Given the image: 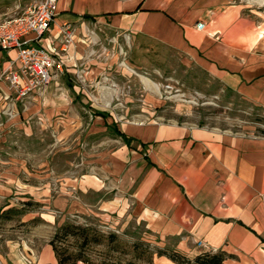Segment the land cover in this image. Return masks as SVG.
Masks as SVG:
<instances>
[{
    "label": "crops",
    "instance_id": "crops-1",
    "mask_svg": "<svg viewBox=\"0 0 264 264\" xmlns=\"http://www.w3.org/2000/svg\"><path fill=\"white\" fill-rule=\"evenodd\" d=\"M28 1L0 0V24L20 16ZM258 3L58 0L49 31L34 43L59 46L60 28L74 30L72 45L56 58L51 81L20 98L0 79V264H58L50 244L55 231L90 217L116 232L144 229L160 251L189 260L223 252L225 264H264V132L122 122L90 104V127L98 135L90 172L55 184L48 164L30 171L6 145L16 136L12 126L31 138L35 126L47 125L49 118L36 120L33 113L60 79L75 95L72 102L85 94L86 75L97 71L91 65L101 56L92 55L94 45L102 36L123 40L134 66H147L148 54L159 60L163 50L172 52L186 67L264 111V23L253 8ZM199 23L202 31L196 29ZM15 59L14 50L0 51V77L16 69ZM20 105L31 110L21 112L22 119L15 117ZM153 264L177 263L155 256Z\"/></svg>",
    "mask_w": 264,
    "mask_h": 264
},
{
    "label": "rangeland",
    "instance_id": "rangeland-1",
    "mask_svg": "<svg viewBox=\"0 0 264 264\" xmlns=\"http://www.w3.org/2000/svg\"><path fill=\"white\" fill-rule=\"evenodd\" d=\"M253 8L258 11L259 23H264V0ZM99 43L94 45L96 52L92 54H101L96 59L99 66L92 64L97 71L83 77L82 97L72 102L75 95L66 91L60 79L53 85L51 98L45 100L46 94L41 96L40 107L33 113L36 120L39 116L49 118L47 125L35 126L31 138H26L19 126L11 127L16 136H9L6 145L15 150L16 159L26 163L28 170L40 171L42 163L48 164L54 184L61 177L90 172L92 154L98 149L97 130H91L87 111L90 104L96 111L110 113L122 122L140 119L231 133L264 132L263 109L221 89L218 81L201 70L186 67L174 53L163 50L159 60L148 54L147 66H132L126 52L129 47L123 40L111 42L102 36ZM28 111L31 110L20 105L15 117ZM77 120L81 124H76ZM105 143L106 140L101 147ZM91 218L79 222L72 219L53 234L54 252L64 264H153L155 256L166 257L145 237L144 229L116 232ZM65 225L70 227L66 233L61 230Z\"/></svg>",
    "mask_w": 264,
    "mask_h": 264
},
{
    "label": "built area",
    "instance_id": "built-area-1",
    "mask_svg": "<svg viewBox=\"0 0 264 264\" xmlns=\"http://www.w3.org/2000/svg\"><path fill=\"white\" fill-rule=\"evenodd\" d=\"M58 0H31L24 12L0 24V51L16 52V69L2 73L0 79L6 81L18 97L38 91L51 81L56 58L66 52L74 40V30L64 24L60 28V45L44 48L35 46L50 29L56 15ZM198 31L204 25H196ZM202 246L201 242L197 243Z\"/></svg>",
    "mask_w": 264,
    "mask_h": 264
},
{
    "label": "trees",
    "instance_id": "trees-1",
    "mask_svg": "<svg viewBox=\"0 0 264 264\" xmlns=\"http://www.w3.org/2000/svg\"><path fill=\"white\" fill-rule=\"evenodd\" d=\"M67 226L68 225H65V227H62L61 229L62 231H64V233L67 232L66 229L70 228ZM50 244L53 247V241H51ZM159 253L166 256L167 258H169L170 260H172L177 264H225V261L228 258V256L223 252L200 253L199 255L195 256L192 260H189L186 257L173 252L167 253L165 251H159ZM58 264H64L63 259L60 258L59 255H58Z\"/></svg>",
    "mask_w": 264,
    "mask_h": 264
}]
</instances>
